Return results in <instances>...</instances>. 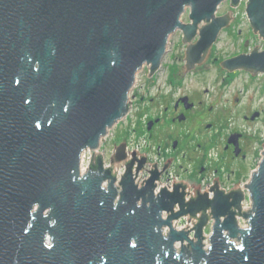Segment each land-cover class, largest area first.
<instances>
[{"label": "water", "instance_id": "1", "mask_svg": "<svg viewBox=\"0 0 264 264\" xmlns=\"http://www.w3.org/2000/svg\"><path fill=\"white\" fill-rule=\"evenodd\" d=\"M224 1L0 0V264H264V149L242 187L215 182L213 197L200 188L193 196L183 181L156 193L168 161L138 186L147 158L137 150L128 159L126 142L110 166L97 152L129 112L139 71L160 69L174 32L187 44L186 72L205 61L235 18L217 16ZM246 13L264 38V0H248ZM259 47L222 66L264 73ZM122 162L117 184L113 164ZM247 196L252 207L242 210ZM189 215L194 231L173 225Z\"/></svg>", "mask_w": 264, "mask_h": 264}, {"label": "rangeland", "instance_id": "2", "mask_svg": "<svg viewBox=\"0 0 264 264\" xmlns=\"http://www.w3.org/2000/svg\"><path fill=\"white\" fill-rule=\"evenodd\" d=\"M247 1L241 0L236 7H233L230 0H225L220 4L216 13L217 16L233 12L232 16L235 18L232 19L233 21L229 26L220 32L218 40L210 48L205 61L193 71L188 72L185 78L183 72L187 44L183 42L181 30L171 35L167 54L160 69L154 75H149L148 65L139 71L137 81L130 91L131 106L129 112L122 121L110 130L107 140L101 145L100 152L102 153V150L105 152L108 162L111 161V157L115 153L116 145L128 141L130 146L136 148L138 144L141 146L145 142L143 138L147 134L144 124L145 113H174L172 106L180 95L194 94L197 99L203 101L201 105L198 104L197 107L187 112L195 113V115L190 120L182 121L176 125L171 122L170 114L163 116L162 123L155 129L156 136L152 141L154 151H157L155 149L159 143L162 144L169 138H174L178 131L187 133L189 130H194L193 140H195L187 144L191 149H188L189 154L181 153V150H179V154L171 153V156L176 159L170 169L174 176H179L180 181L190 185L199 182L197 187L208 188L207 190L210 188L207 183L211 182L213 177H217L216 174L218 173L215 170L222 172L221 175L226 184L220 185V187H226V189H232L235 184L246 183L249 180L262 158L264 116L258 121L246 123L242 119V115L234 120L225 113H251L256 109L264 113V73L251 77L243 70L229 71L222 66L225 59L241 53H250L257 46H260V50H264V38L254 31L247 16ZM182 19L184 22H189V10L185 12ZM151 98H153L152 101H150ZM196 113H215L213 116L215 119L207 115L198 116ZM219 113L223 114L219 115ZM195 117L200 118L196 120ZM200 120L202 123L199 125L198 121ZM210 121L213 122L214 127L206 126ZM231 123L235 128H239L245 133L243 145L248 154V160L245 161L241 172L238 171L237 174L232 172L231 177L228 178L230 169H237L238 166V161L229 162L228 167L224 164V159L228 155L224 153L223 145L225 134L232 127ZM171 132L174 134L171 135ZM197 143H200V146ZM156 154L154 152L150 154L152 161L147 163V171L141 172L142 175L140 173L142 178H148L152 164L161 160L157 159ZM168 155L169 153L163 157L160 167L163 168L166 165ZM198 156H200V160H197L199 164L195 170L192 163ZM200 162L208 167L207 173L204 175L207 177L204 179V176L198 173L202 165ZM169 172L163 176L164 180L169 178ZM214 184L215 182L210 185ZM241 220L245 224L243 217ZM181 221L184 223H179L182 229L186 225L185 222L188 221V217H182ZM210 226L211 223L207 226V232H210Z\"/></svg>", "mask_w": 264, "mask_h": 264}, {"label": "flooded vegetation", "instance_id": "3", "mask_svg": "<svg viewBox=\"0 0 264 264\" xmlns=\"http://www.w3.org/2000/svg\"><path fill=\"white\" fill-rule=\"evenodd\" d=\"M231 1V0H230ZM233 21V20H232ZM198 66V65H197ZM244 72H246L249 76L253 77L254 75L251 72H248L246 70H243ZM241 72V71H240ZM188 72L186 73L185 68H184V72H183V77L185 78L187 76ZM188 97L189 102L193 103V106H191L190 108H186V103L183 101L184 97ZM153 98L150 99V101H152ZM203 103L202 99H197L196 95H192V94H184V95H180L173 104V112L174 113H145L146 114V119H145V128H146V133L143 138L146 142V147L139 151L140 153H137V157L139 159H142V154H144L147 158V163H150L151 161V153H157V159H163V157L165 155H167V153H169L168 155V167L166 168L165 172L163 173V176L166 174V172H169L170 170V166L174 164L175 161V157L171 156V153L175 154H179V150H181V153H184L187 155V153L189 154V146L187 145L188 143H190L191 141H194V130L191 131L189 130L187 133H182L180 131H178L176 133V136L172 139H168L167 141H164L161 143H159L156 147L154 151L153 149V140L155 139V132H156V128L162 123L163 121V116H165L166 114H170L171 117V122L176 125L178 123H181L182 121H188L190 120L195 113H187L190 111V109H193L195 107H197V105H201ZM198 114V116H210L213 118V116L215 115V113H196ZM223 113H219V115H222ZM225 115H230V119H236L239 115H242V119L247 123V122H255L260 120L263 116L264 113H262V111L256 109L251 111V113H225ZM182 118V119H181ZM200 117H195L196 120H199ZM215 119V118H213ZM202 123V121H198V124L200 125ZM198 125V126H199ZM207 127H214V124L212 121H210L209 123L206 124ZM231 128L228 130V132L225 134V141H224V145H223V149H224V153H227L226 155H228L226 157L224 164L228 167L229 162L231 161H238V166L237 169L235 168H231L230 169V173L228 174V178L231 177V173L233 172L234 174H237L238 171H242V168L244 167V163L246 160H248V154L245 152L244 150V145H243V140L245 138V133L241 130V129H237L234 127L233 123H231ZM197 129V128H196ZM157 134V133H156ZM174 133L171 132V135H173ZM184 134V137H182V135ZM126 143H128V141H124ZM182 144V145H181ZM198 146H200V143H197ZM117 146V145H116ZM129 143L126 144V150L127 153L129 152H136L137 149L133 150L131 148H129ZM181 148V149H180ZM187 148V150H186ZM189 149V150H188ZM237 151H239L237 153ZM107 158V157H106ZM160 160V161H161ZM197 160H200V156L195 157V159L193 160V165L192 167L196 170V168H198V164L199 162ZM158 160V162H160ZM204 161V158H203ZM157 162V163H158ZM202 162H200L201 164ZM196 165V166H195ZM207 165H205L204 163H202L201 168H200V172H198L201 176H204L207 173ZM142 173L147 171V168L144 166V168L142 170H140ZM150 171V170H149ZM218 174H216L217 177H213V179L211 180V182H208L207 185L209 186L210 184H212L213 182H219V181H224V184H226L225 179L222 177V172H220L219 170H215ZM150 174V172H149ZM207 176H204V178H206ZM199 183V182H198ZM197 182H194V185L192 186H198Z\"/></svg>", "mask_w": 264, "mask_h": 264}, {"label": "bare ground", "instance_id": "4", "mask_svg": "<svg viewBox=\"0 0 264 264\" xmlns=\"http://www.w3.org/2000/svg\"><path fill=\"white\" fill-rule=\"evenodd\" d=\"M120 121H122V120H120ZM119 121V122H120ZM118 122V123H119ZM109 132H110V130H109ZM109 132H108V134L104 137L105 139L102 141V142H105L106 140H107V138H108V135H109ZM126 144H128V143H126ZM144 146H146V142H144L141 146L138 144V148L139 149H141V150H143V147ZM101 148V147H100ZM99 148V149H100ZM131 148H133V147H131ZM128 150V149H127ZM129 151V150H128ZM97 152H100V151H98L97 150ZM101 153V152H100ZM86 154H88L89 156H90V154H91V157H92V152H91V150L90 149H87V150H85L84 152H83V154H82V157H81V168H80V173L81 174H84V173H86L87 172V170H88V167H89V163H88V160H89V156L88 155H86ZM102 155H103V157H104V160H105V165H106V154H105V152L102 150V153H101ZM86 155V156H85ZM128 155H129V157H128V159H130L131 157V155L129 154V152H128ZM262 159V158H261ZM176 160V159H175ZM111 162V161H110ZM109 162V164L111 165V163ZM137 161H136V165L135 166H137ZM174 163H175V161H174ZM124 164V165H123ZM109 165V166H110ZM123 165V167H121ZM146 165H147V162L145 163V167H146ZM107 166V165H106ZM156 167L158 168V170H162L163 168L162 167H160V165H159V163H156ZM152 168V167H151ZM153 168H155V165H153ZM172 168V165L170 166V169ZM115 170L117 171L118 170V172L116 173V177H117V184H118V182H119V180L121 179V176L122 175H124V173H125V171H126V169H125V163L124 162H122L120 165H119V167H118V165H116V167L114 168V164H113V173L115 172ZM165 170L166 169H164V170H162L161 171V176H160V179L159 180H157L156 181V190H155V192L156 193H159V191L161 190V188L162 187H165V186H161L160 185V183L159 182H162L163 183V173L165 172ZM171 171V170H170ZM136 172V167H134V173ZM172 172V171H171ZM140 173H141V171H138V176L136 177V175L137 174H134V177H136V179H135V181H136V183L138 184V186H140L141 187V184H142V182H143V184H145V182L146 181H142V180H139L140 178H142L141 176H140ZM178 179L176 180V182H180V177L179 176H176ZM149 178V177H148ZM147 179V178H146ZM169 179L170 180H172V177H169ZM184 182V181H183ZM184 183H186V182H184ZM103 184L104 185H108V180H106V181H104L103 182ZM218 184H219V188L222 190V189H224L222 186L220 187V185H223L224 184V181L222 182V181H219L218 182ZM245 183H242V184H235V187L236 188H240V187H242L243 185H244ZM170 186V187H169ZM211 186H213V185H209V190H207V189H204L203 187H201V186H199V187H195V186H192V185H190V184H188L187 183V186H186V190L188 191H190V192H192L193 193V196H196V194H195V191L197 190V189H199L200 188V191H201V193H204V192H208L209 193V195H210V197H213V191H211ZM234 186H233V188H235ZM166 188L167 189H169L170 191H173L174 190V184L172 183V185H168V186H166ZM203 188V189H202ZM225 190V189H224ZM231 189H229V190H225L226 192H228V191H230ZM190 195H191V193H186V196H185V199H186V201H188L189 200V198H190ZM248 200V201H247ZM252 207V201H251V199H249L248 198V196L246 197V199L242 202V210H245L246 208H251ZM177 209H179V207H177ZM176 210V209H175ZM249 210V209H248ZM209 212H211L210 210H208ZM208 213V212H207ZM201 214V212L200 213H198L197 214V216H199ZM209 214V213H208ZM163 215H164V217L166 218L167 216H168V214H167V212L166 211H164L163 212ZM210 215H211V213H210ZM183 217H188V221L187 222H185L186 223V225H184V228L185 229H191L192 227H193V224L194 223H196L197 221H198V219L197 218H195L194 216H192L190 219H189V217H190V215L189 216H183ZM238 217V220H239V222H240V226H242V227H246L247 226V221L243 218V220L245 221V224H243L242 223V220H241V218H242V216H237ZM182 218V217H181ZM181 218H179L178 220H173V225L178 229V230H182V229H184V228H182L181 229V227H180V224H184L182 221H181ZM213 218L211 217L210 218V220H209V224L211 223L212 224V220ZM180 223V224H179ZM208 224V225H209ZM207 225V226H208ZM207 226H205L204 227V235L206 236V238L207 237H209V234H210V232H207L208 231V227ZM192 231H194V228H192L191 229ZM164 232L165 233H167V229L165 228L164 229ZM193 234L194 233H192L191 234V237L192 238H194L193 237ZM178 244V242H176L175 243V245H176V248L178 249V251L180 250L179 249V244ZM205 244H206V247H208L209 245H210V242H209V240H208V238L205 240Z\"/></svg>", "mask_w": 264, "mask_h": 264}, {"label": "built area", "instance_id": "5", "mask_svg": "<svg viewBox=\"0 0 264 264\" xmlns=\"http://www.w3.org/2000/svg\"><path fill=\"white\" fill-rule=\"evenodd\" d=\"M130 145V144H129ZM132 146H129V148H131ZM131 149H133V150H135V149H137V150H139V151H141V149H139L138 148V146L136 147V148H131ZM101 149H99V151H100ZM136 150V151H137ZM130 154V153H129ZM86 155H88V154H86ZM85 155V156H86ZM131 156L130 157H132V153L130 154ZM89 156V155H88ZM129 157V156H128ZM90 161H91V154H90V156H89V160H88V163L90 164ZM151 161H152V159H151ZM157 161V160H156ZM154 162V161H153ZM157 163V162H156ZM159 163V165H161L162 164V162L160 161V162H158ZM106 165L107 166H109L110 164H109V162L106 160ZM124 165V164H123ZM123 165L121 166V167H123ZM149 174V173H148ZM170 176L169 177H172V180H170L169 178L167 179V180H164L163 179V183L162 182H159L160 183V185L161 186H168V185H172V183L174 184V181H176L178 178L176 177V176H174V174H172L171 173V171L168 173ZM141 175H142V173H141ZM139 180H142V181H144V177L143 178H140ZM170 187V186H169ZM224 189L225 190H229V188L228 189H226V187H224Z\"/></svg>", "mask_w": 264, "mask_h": 264}]
</instances>
